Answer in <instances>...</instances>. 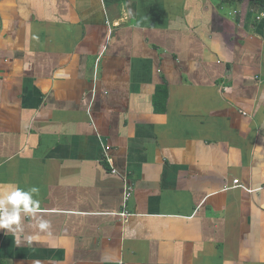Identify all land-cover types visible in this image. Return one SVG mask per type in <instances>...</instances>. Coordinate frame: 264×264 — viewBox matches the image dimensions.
I'll return each instance as SVG.
<instances>
[{"label": "crops", "instance_id": "1", "mask_svg": "<svg viewBox=\"0 0 264 264\" xmlns=\"http://www.w3.org/2000/svg\"><path fill=\"white\" fill-rule=\"evenodd\" d=\"M5 182L51 235L0 264H264V9L0 0Z\"/></svg>", "mask_w": 264, "mask_h": 264}, {"label": "clouds", "instance_id": "2", "mask_svg": "<svg viewBox=\"0 0 264 264\" xmlns=\"http://www.w3.org/2000/svg\"><path fill=\"white\" fill-rule=\"evenodd\" d=\"M39 191L36 186L25 189L14 182L0 183V229H6L7 233L17 235L24 231L22 219L34 218L37 232L23 236V240L29 245L34 241H40L41 233L51 235V222L38 215L41 210V202L36 198ZM19 239L20 237L17 236L18 241Z\"/></svg>", "mask_w": 264, "mask_h": 264}, {"label": "built area", "instance_id": "3", "mask_svg": "<svg viewBox=\"0 0 264 264\" xmlns=\"http://www.w3.org/2000/svg\"><path fill=\"white\" fill-rule=\"evenodd\" d=\"M110 32L112 33V32H113V29H111ZM115 172H116V170H115ZM234 183H235V184H238V185L241 186V187L247 188L244 184H242V183L240 182V179H235V180H234ZM250 190H251V189H250ZM132 195H133V187H132L131 185H128L127 188H126L125 198H124V205H125V208H124V211H122V212L120 213V216H121V217L126 218V217H128L129 215H131L130 211L127 209V205H128L127 202H128V200L130 199V197H131Z\"/></svg>", "mask_w": 264, "mask_h": 264}, {"label": "trees", "instance_id": "4", "mask_svg": "<svg viewBox=\"0 0 264 264\" xmlns=\"http://www.w3.org/2000/svg\"><path fill=\"white\" fill-rule=\"evenodd\" d=\"M253 4L259 11L264 9V0H253Z\"/></svg>", "mask_w": 264, "mask_h": 264}]
</instances>
